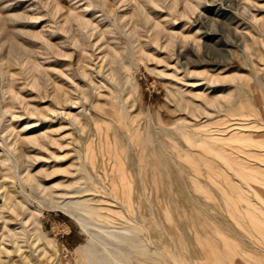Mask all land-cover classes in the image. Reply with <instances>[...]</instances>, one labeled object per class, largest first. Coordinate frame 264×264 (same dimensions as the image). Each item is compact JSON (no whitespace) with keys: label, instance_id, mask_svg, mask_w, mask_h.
Segmentation results:
<instances>
[{"label":"rangeland","instance_id":"rangeland-1","mask_svg":"<svg viewBox=\"0 0 264 264\" xmlns=\"http://www.w3.org/2000/svg\"><path fill=\"white\" fill-rule=\"evenodd\" d=\"M71 201L87 264H264V0H0V264H81Z\"/></svg>","mask_w":264,"mask_h":264},{"label":"bare ground","instance_id":"bare-ground-1","mask_svg":"<svg viewBox=\"0 0 264 264\" xmlns=\"http://www.w3.org/2000/svg\"><path fill=\"white\" fill-rule=\"evenodd\" d=\"M159 29V28H158ZM29 180V182L34 181L33 178H28L27 181ZM77 191V190H76ZM94 190H86L83 192H93ZM83 192H77V194H81ZM76 193V192H75ZM95 193V192H94ZM74 194V193H73ZM72 194V195H73ZM90 202L88 201H76L73 202L71 201L70 203H68V205H65L64 207V211L66 213H68L72 218H74L76 220V222L78 223V225L80 226V228L82 229V231L89 237V243H88V247L85 248H81L78 250V254L77 255H82V263L81 264H87V262H91L93 260V256H95L97 253V248L96 245L98 246L99 244L102 245L103 242H105L104 240H102L101 235L97 232V230L101 231L104 230L105 228L99 226L100 224L97 223V217L99 216L97 214V209H95V207L93 208L91 205H89ZM61 204V203H60ZM64 204V203H63ZM58 205V204H57ZM133 224V223H132ZM36 224H34L35 226ZM137 225V224H136ZM129 228V227H128ZM136 228V227H135ZM139 230V227L136 228ZM137 230V231H138ZM35 231V237L37 239V241L41 244L44 245V247L46 249L50 248L52 250H55V244L53 242H51L45 235L44 233L41 232V230L39 228L34 229ZM135 237H133V240H137ZM137 243V242H136ZM94 246V249L91 248ZM113 246V245H112ZM48 247V248H47ZM134 248V247H133ZM140 252V251H139ZM132 252H130L131 254ZM134 253V252H133ZM136 254V253H135ZM138 254V253H137ZM140 254V253H139ZM138 254V255H139ZM137 255V256H138ZM141 255V254H140ZM139 255V257H140ZM136 256V255H133ZM99 257V256H98ZM79 258V257H78ZM102 259V257H100ZM135 258V257H134ZM99 259V258H97ZM113 262L115 264H128L126 262H123L115 257L112 258ZM132 260V259H129ZM139 260V258H138ZM84 261L86 263H84ZM132 262V261H131ZM135 262V261H134ZM137 262V261H136ZM135 262V263H136ZM138 263V262H137ZM100 264H112V262L108 261V260H101Z\"/></svg>","mask_w":264,"mask_h":264}]
</instances>
